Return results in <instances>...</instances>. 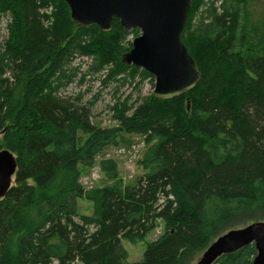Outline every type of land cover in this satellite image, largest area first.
Returning a JSON list of instances; mask_svg holds the SVG:
<instances>
[{"label":"trees","instance_id":"16d2710c","mask_svg":"<svg viewBox=\"0 0 264 264\" xmlns=\"http://www.w3.org/2000/svg\"><path fill=\"white\" fill-rule=\"evenodd\" d=\"M263 10L258 0H191L181 42L198 82L172 99L131 102L122 89L153 84L121 63L137 30L116 19L109 32L79 27L63 0H0V150L16 160L0 200V264H191L224 232L264 221ZM95 83L109 90L115 127L91 122L100 92L85 96ZM131 136L144 144L142 173L123 184L102 160L108 184L85 189L81 169ZM158 222L160 236L129 262L123 242ZM255 255L250 244L213 264Z\"/></svg>","mask_w":264,"mask_h":264},{"label":"water","instance_id":"95a60500","mask_svg":"<svg viewBox=\"0 0 264 264\" xmlns=\"http://www.w3.org/2000/svg\"><path fill=\"white\" fill-rule=\"evenodd\" d=\"M63 1L69 9L70 20L79 27L95 25L100 31L109 32L116 19L125 33L139 32L131 41V48L122 55L121 63L151 75L155 97H178L198 82L194 60L181 42L191 0ZM15 171L13 154L0 150V200L11 188ZM250 244L256 250L252 264H264V221H255L219 235L194 264H213L222 255Z\"/></svg>","mask_w":264,"mask_h":264},{"label":"rangeland","instance_id":"374dc122","mask_svg":"<svg viewBox=\"0 0 264 264\" xmlns=\"http://www.w3.org/2000/svg\"><path fill=\"white\" fill-rule=\"evenodd\" d=\"M262 10L264 9L263 0H258ZM264 11V10H263ZM6 19L0 17V38L5 34ZM139 35V34H138ZM135 37H129L131 42ZM154 82V81H153ZM88 85H85L81 90L84 91ZM78 89L71 86L68 89V93H76ZM153 84H150L148 79L144 80L140 84V92L136 90L130 91L129 88H124L120 92L131 93V102L139 97H146L152 94ZM99 91L98 84L95 83L91 86L90 92L85 96V100L90 99ZM97 103L94 105L92 110L91 122L96 127L99 128H111L115 127L116 123L112 120V115L108 109L113 103L110 99L109 90H103L99 93L97 98ZM186 109L189 111L190 105L186 103ZM144 151V144L140 137L131 136L127 139L126 143H123L114 148L106 149L97 158V164L92 169H81V183L83 187L87 190L91 188L101 187L108 184L106 176L102 172L99 166V162L102 160H112L116 163L118 178H120L123 184L132 183L141 173L142 170L138 166V161L140 160L142 153ZM79 211L82 214H91L92 203L86 199H80L78 201ZM238 227L232 228L236 229ZM162 223L158 222V227L150 234H148L143 240L136 242H123V246L128 253V261L136 262L140 260L146 245L160 236L162 233ZM225 233V232H224ZM215 240V239H214ZM213 240V241H214ZM201 254L197 255L191 264H194ZM73 264H80L75 262Z\"/></svg>","mask_w":264,"mask_h":264}]
</instances>
